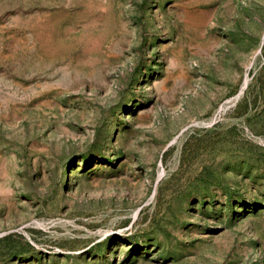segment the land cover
<instances>
[{
	"label": "rangeland",
	"instance_id": "1",
	"mask_svg": "<svg viewBox=\"0 0 264 264\" xmlns=\"http://www.w3.org/2000/svg\"><path fill=\"white\" fill-rule=\"evenodd\" d=\"M264 0H0V264H264Z\"/></svg>",
	"mask_w": 264,
	"mask_h": 264
},
{
	"label": "trees",
	"instance_id": "2",
	"mask_svg": "<svg viewBox=\"0 0 264 264\" xmlns=\"http://www.w3.org/2000/svg\"><path fill=\"white\" fill-rule=\"evenodd\" d=\"M262 40H263V42H264V38H263Z\"/></svg>",
	"mask_w": 264,
	"mask_h": 264
},
{
	"label": "water",
	"instance_id": "3",
	"mask_svg": "<svg viewBox=\"0 0 264 264\" xmlns=\"http://www.w3.org/2000/svg\"><path fill=\"white\" fill-rule=\"evenodd\" d=\"M264 38V35H263V37H262V39Z\"/></svg>",
	"mask_w": 264,
	"mask_h": 264
}]
</instances>
